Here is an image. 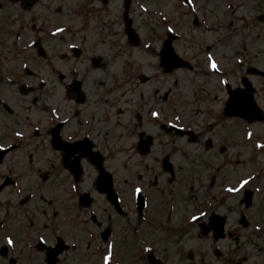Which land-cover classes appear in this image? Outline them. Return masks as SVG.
I'll return each mask as SVG.
<instances>
[{
  "label": "flooded vegetation",
  "instance_id": "flooded-vegetation-1",
  "mask_svg": "<svg viewBox=\"0 0 264 264\" xmlns=\"http://www.w3.org/2000/svg\"><path fill=\"white\" fill-rule=\"evenodd\" d=\"M6 4L14 8L6 21L0 18V264H84L90 255L106 253L108 244L110 264H165L166 238L160 232L179 236L171 239L176 244L182 234L196 233L195 240L212 245L210 252L231 235L224 231L215 242L211 233L218 223L213 215L228 220L226 210L214 208L229 198L220 167L205 182V163L173 159L182 143L190 146L205 136V122L198 123L192 105L212 104L219 93L225 102L230 85L240 86L248 66H264L260 52L231 67L225 35L210 40L205 32L177 33L174 45L180 42L176 47L192 68L167 75L158 56L166 34L147 32L139 47L154 54L155 66L149 68L157 74L146 76L131 67L124 83L111 77L112 87H107L87 82V63L100 61L86 57L91 52L86 42L91 16L86 14L92 9L51 0H37L30 8ZM93 32L88 35L100 42L103 33ZM210 61L217 69H208ZM179 73L193 75L192 88L175 80L166 89L165 78ZM168 105L174 107L167 120ZM211 115L206 112L205 119ZM167 126L183 131L167 132ZM187 188L190 194L186 191L179 202ZM98 201L99 217L92 210ZM180 203L190 208L179 209ZM179 212L184 216L179 218ZM236 228L234 240L242 248L246 232L256 241L254 257L262 263L252 264H264V225L244 226L237 220ZM240 250L228 256L219 252L217 258L225 257L223 264H245L249 259L240 257ZM202 255L198 264H209L211 253Z\"/></svg>",
  "mask_w": 264,
  "mask_h": 264
},
{
  "label": "rangeland",
  "instance_id": "rangeland-1",
  "mask_svg": "<svg viewBox=\"0 0 264 264\" xmlns=\"http://www.w3.org/2000/svg\"><path fill=\"white\" fill-rule=\"evenodd\" d=\"M52 2H67L68 6L75 7L77 0H51ZM195 2L196 10L202 13L201 23L198 27L200 32H205L213 39L216 37V33H224L228 37V42L230 48L227 49L226 53L233 63L236 62L235 52H238L241 58L245 54H253L256 50H259L264 54V22L260 23V16H264V0H230V8L228 9L224 3V0H193ZM83 4V3H81ZM88 9L90 10V22L86 23L89 28H87V33H94L93 31H101L103 35H100V42L95 41L94 37L87 34L86 42L90 45L87 48L91 52H87V58H99V62L96 65H91L87 63V82L89 83H99L103 86L112 87V80L118 81V83H124L126 72L133 67L138 73L150 76L152 74L156 75L154 69H150L149 66H155V56L153 53L145 54L143 49L138 48H128L124 42L123 37V27L121 22L122 5L121 0H110L109 4L104 9H100L97 0L90 3ZM87 5V4H86ZM163 10V16L168 20L169 27L172 31H176L181 34H192L196 29L190 27V21L185 17H179L176 12H182L183 7L180 5L179 0H133L129 15L133 20L134 27L137 32L143 37V34L150 32L146 30V27L151 25L150 16H154L159 12V8ZM13 5H7L4 13L0 14V18L6 21L9 17L10 12H13ZM65 10V9H64ZM87 16V15H86ZM198 16V15H197ZM221 16L223 18V23L219 26H215L212 23L215 18L219 19ZM97 17V18H95ZM157 19H160L158 17ZM93 26L98 28L93 30ZM92 28V30H91ZM216 28H220L216 30ZM228 29V30H227ZM260 30L262 33L260 34ZM259 36V37H258ZM111 37V38H108ZM101 43L100 46L93 48L94 44ZM153 48H156L153 45ZM96 52H98L96 54ZM100 52V53H99ZM264 60V58H262ZM261 64L264 63L261 61ZM188 77V78H187ZM187 78V79H186ZM179 80L181 84L188 85L190 80L189 74H172L167 76L164 81L165 88L172 84L173 81ZM256 86H261L264 89V79H256ZM192 88V87H191ZM125 90V87L123 91ZM258 90V89H257ZM264 93V92H262ZM128 95L126 94L125 97ZM218 99L212 104H195L192 106L194 116L199 119L198 123H204L215 126L209 131L203 139L199 140L197 144L187 146L182 143L179 149V153L174 156L177 163H183L182 161H196L199 165L205 163L210 165L206 171V180L213 172L220 162L229 159L223 166V173L227 176V185L239 189L240 193L243 191V187L240 186L241 180H247V187L253 188L255 191V196L253 198V205L250 209L246 211L249 222L251 221L254 225H264V147H256L257 144L264 146V123L245 126L240 121L235 120H225L221 116V110L224 101V95L217 94ZM256 101L258 105L264 108V97L263 94H256ZM197 110L199 112L197 113ZM211 112L213 115L208 119H205V112ZM215 117V118H214ZM205 119V120H203ZM207 128L209 126H206ZM221 140H224L221 143ZM210 141L211 145L207 146L206 142ZM224 150V151H223ZM255 156L254 161H249L251 156ZM185 162V163H186ZM238 162L242 168L247 170L242 174L236 173L232 176L230 174V169L235 163ZM232 163V164H231ZM235 167H233L234 169ZM252 172L250 173V171ZM190 177V173L186 174ZM188 189L182 190L180 193V200L182 201L184 194ZM245 189V188H244ZM235 194L229 197L225 201L224 206L219 203H215L214 208L222 212L226 210V215L228 216L225 231H230L232 234L226 237L224 240L220 241L216 247L221 252H227V256L234 253L236 249L241 248L239 256H246L249 258L247 264H252L253 262H258L260 260L251 257V252H254V247H256L255 239L250 236V233L246 232L244 241V247L242 248L238 245L234 238L237 237V220L238 211L243 209L240 204L239 191H234ZM189 193V192H188ZM190 194V193H189ZM184 198H186L184 196ZM194 200V196L192 198ZM191 200V199H190ZM191 200V201H193ZM102 208L101 202H96L92 208L94 214L98 216L99 209ZM179 209L190 208L189 203L178 205ZM179 218L183 217L184 214L179 212ZM99 217V216H98ZM44 224V222H41ZM176 228L180 227V223H176ZM234 227V228H233ZM169 233L163 234L160 232V237L162 239L166 238L162 244L165 250V264H198V259L203 257V254L211 253V256L207 257L209 264H223V260L216 259L213 257L212 245L204 240H195L196 233L190 232L189 235L182 238L180 242L176 244V241L171 240L172 238H178L179 236H167ZM233 236V237H232ZM156 241V239L152 240ZM264 250V244H262ZM107 252L102 256L90 255L87 257L84 264H99L105 261V257L111 258V245L108 244ZM161 250V249H160ZM88 250H86V253ZM178 252V254L176 253ZM196 255V262L193 258ZM83 261V259H82ZM72 263V262H71ZM40 264V263H38ZM81 264V263H80ZM131 264V263H130Z\"/></svg>",
  "mask_w": 264,
  "mask_h": 264
},
{
  "label": "water",
  "instance_id": "water-1",
  "mask_svg": "<svg viewBox=\"0 0 264 264\" xmlns=\"http://www.w3.org/2000/svg\"><path fill=\"white\" fill-rule=\"evenodd\" d=\"M129 2L130 0H124L125 7H128ZM126 28L127 33L131 34L132 31L128 27L127 23ZM250 91L251 90H248L244 97L239 94H231L230 102L227 108L230 115H242L243 113L250 111V107L254 106L249 93Z\"/></svg>",
  "mask_w": 264,
  "mask_h": 264
},
{
  "label": "snow or ice",
  "instance_id": "snow-or-ice-1",
  "mask_svg": "<svg viewBox=\"0 0 264 264\" xmlns=\"http://www.w3.org/2000/svg\"><path fill=\"white\" fill-rule=\"evenodd\" d=\"M57 31L59 32V31H63V30H62V29H57ZM169 31H171V29H169ZM209 59H211V58H209ZM210 66H211L213 69L216 68V65H215L214 62L211 63ZM151 115H152L153 117H157V116H158V113H157V112H152ZM16 135L19 136L20 133H16ZM256 147H264V146H262V145H260V144H257ZM239 183H240V186L243 187L244 185H246V184L248 183V181H247V180H241ZM237 190H238V189H235V188H230V189H228L229 192H233V191H237ZM135 191H136L137 193H139V192L141 191V189H140V188H136ZM193 219H195V217H194ZM8 243L11 244L12 241L9 239V240H8ZM104 259H105V264H107V261H108L109 258H108V257H105Z\"/></svg>",
  "mask_w": 264,
  "mask_h": 264
}]
</instances>
